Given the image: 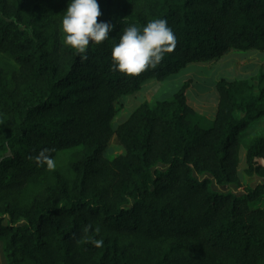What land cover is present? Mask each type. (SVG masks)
<instances>
[{"label":"trees","instance_id":"trees-1","mask_svg":"<svg viewBox=\"0 0 264 264\" xmlns=\"http://www.w3.org/2000/svg\"><path fill=\"white\" fill-rule=\"evenodd\" d=\"M68 0H0V250L5 264H264V72L216 82L209 124L186 81L115 128L118 104L232 53L264 54V0H98L109 38L82 60L64 42ZM164 18L176 45L127 76L111 48L128 24ZM116 137L125 153L108 160ZM78 149L66 165L58 155ZM49 160L52 161L49 164ZM207 175L202 180L196 176ZM235 185L239 193L211 188ZM97 241H102L99 245Z\"/></svg>","mask_w":264,"mask_h":264},{"label":"rangeland","instance_id":"rangeland-1","mask_svg":"<svg viewBox=\"0 0 264 264\" xmlns=\"http://www.w3.org/2000/svg\"><path fill=\"white\" fill-rule=\"evenodd\" d=\"M0 62L3 60L0 57ZM259 71L264 72L263 53H232L227 55L221 62L212 66H197L188 73L178 75L172 80L164 83L148 82L136 94L123 97L118 104V115L115 120V128L123 123L129 115L144 102L154 104L157 101L171 100L174 94L188 80L192 82L187 93L189 103L201 114L205 124H209L215 118L218 94L216 82L221 78L229 80L249 79L256 76ZM264 137V116L254 120L241 134L240 167L239 176L242 183L249 188L260 182L256 177H248L245 174V154L247 146L256 138ZM78 149L66 150L58 155L52 163L53 167L66 165L69 157ZM125 151L116 137H113L105 152L108 160L124 154ZM264 165V163H261ZM202 180L207 175L196 176ZM211 188L223 193H239L235 185L218 186L213 181ZM0 264H5L2 251L0 250Z\"/></svg>","mask_w":264,"mask_h":264},{"label":"clouds","instance_id":"clouds-1","mask_svg":"<svg viewBox=\"0 0 264 264\" xmlns=\"http://www.w3.org/2000/svg\"><path fill=\"white\" fill-rule=\"evenodd\" d=\"M101 14L98 0H68L62 14L64 42L82 60L88 58L89 44L105 41L114 28L108 21L98 22L97 18ZM175 45L176 36L164 18L149 20L142 27L128 24L111 48V67L119 73L135 76L149 67H156ZM96 243L99 245L102 241Z\"/></svg>","mask_w":264,"mask_h":264},{"label":"crops","instance_id":"crops-1","mask_svg":"<svg viewBox=\"0 0 264 264\" xmlns=\"http://www.w3.org/2000/svg\"><path fill=\"white\" fill-rule=\"evenodd\" d=\"M259 163H260V164H261V163H264V160H260ZM261 165H262V164H261ZM257 179H258V178H257Z\"/></svg>","mask_w":264,"mask_h":264}]
</instances>
